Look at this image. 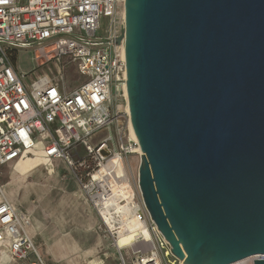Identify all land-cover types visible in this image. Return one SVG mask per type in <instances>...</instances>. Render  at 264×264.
I'll return each instance as SVG.
<instances>
[{
    "label": "water",
    "instance_id": "95a60500",
    "mask_svg": "<svg viewBox=\"0 0 264 264\" xmlns=\"http://www.w3.org/2000/svg\"><path fill=\"white\" fill-rule=\"evenodd\" d=\"M123 13L150 220L182 264H264V0H124Z\"/></svg>",
    "mask_w": 264,
    "mask_h": 264
},
{
    "label": "built area",
    "instance_id": "2783aa9c",
    "mask_svg": "<svg viewBox=\"0 0 264 264\" xmlns=\"http://www.w3.org/2000/svg\"><path fill=\"white\" fill-rule=\"evenodd\" d=\"M123 3L0 0V167L37 148L49 160H64L71 169L82 170L81 189L116 250L117 264H182L172 256L130 179L127 159L139 155L137 142L123 139L121 128L116 141L109 136L94 145L90 142L100 130L117 123L121 115L117 102H126L124 24L122 14L118 15ZM102 17L110 25L99 41L96 33ZM18 50H39L36 62L45 66L56 61L62 69L53 79L43 76L24 85L26 75L16 72L12 60ZM68 66L76 81L81 80L71 88L63 74ZM111 91L116 109L109 105ZM122 114L129 122L128 113ZM102 150L107 157H102ZM0 199V243L9 238L14 264H44L27 232V222L5 198L1 186ZM120 240L124 242L119 246Z\"/></svg>",
    "mask_w": 264,
    "mask_h": 264
},
{
    "label": "rangeland",
    "instance_id": "374dc122",
    "mask_svg": "<svg viewBox=\"0 0 264 264\" xmlns=\"http://www.w3.org/2000/svg\"><path fill=\"white\" fill-rule=\"evenodd\" d=\"M122 13L119 8V17ZM99 23L96 38L101 41L108 33L110 21L102 17ZM37 54L39 50L17 51L15 69L18 74L26 75L22 80L24 85L43 76L53 79L62 69L56 61L41 66L40 61L34 60ZM63 74L70 88L82 79L76 81L70 66L66 72L63 69ZM114 99L111 91L109 105L116 109ZM117 103L121 114L117 123L113 121L96 133L90 140L92 145L109 136L116 141L118 128L123 131V139L132 140L127 129L128 121L122 114L125 101L120 99ZM140 158L135 154L127 159L130 179L137 192ZM81 175L82 170L71 169L64 160H44L41 156L20 169L13 165L0 167L2 191L14 210L27 222V232L44 264H117L116 250L100 228L99 218L81 189Z\"/></svg>",
    "mask_w": 264,
    "mask_h": 264
},
{
    "label": "crops",
    "instance_id": "0c3cea01",
    "mask_svg": "<svg viewBox=\"0 0 264 264\" xmlns=\"http://www.w3.org/2000/svg\"><path fill=\"white\" fill-rule=\"evenodd\" d=\"M38 156H41L42 159H44V160L47 159L44 156L43 151L41 149L37 148V149H34L33 151H31L27 156L15 161L11 164H8V165H13L16 169H20V168L24 167L25 165L31 163L34 160V158L38 157ZM8 165H5V166H8ZM5 166H1V167H5ZM3 195H4V193H3ZM5 198H6V196H5ZM0 201H1V199H0ZM0 264H14V261L10 256V240L8 237H5L4 240L0 243Z\"/></svg>",
    "mask_w": 264,
    "mask_h": 264
},
{
    "label": "bare ground",
    "instance_id": "6f19581e",
    "mask_svg": "<svg viewBox=\"0 0 264 264\" xmlns=\"http://www.w3.org/2000/svg\"><path fill=\"white\" fill-rule=\"evenodd\" d=\"M123 14L124 13H122V17H123ZM123 24H124V20H123ZM124 111L126 112V113H128V110H127V103L125 102V108H124ZM128 124H129V122H128ZM127 129H128V132H129V126L127 125ZM129 137H130V133H129ZM132 139V138H131ZM132 140H134L135 142H136V138H134V139H132ZM139 156H141L140 155V151H139ZM146 234V233H145ZM124 242V240H120V242L118 243V245L120 246L122 243ZM245 261V260H244ZM244 261H241V262H238V263H235V264H242Z\"/></svg>",
    "mask_w": 264,
    "mask_h": 264
},
{
    "label": "trees",
    "instance_id": "16d2710c",
    "mask_svg": "<svg viewBox=\"0 0 264 264\" xmlns=\"http://www.w3.org/2000/svg\"><path fill=\"white\" fill-rule=\"evenodd\" d=\"M12 60H13V61H15V60H16L15 54L13 55V57H12Z\"/></svg>",
    "mask_w": 264,
    "mask_h": 264
}]
</instances>
